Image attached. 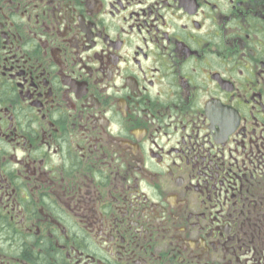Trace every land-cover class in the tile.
I'll list each match as a JSON object with an SVG mask.
<instances>
[{
	"label": "flooded vegetation",
	"instance_id": "obj_1",
	"mask_svg": "<svg viewBox=\"0 0 264 264\" xmlns=\"http://www.w3.org/2000/svg\"><path fill=\"white\" fill-rule=\"evenodd\" d=\"M0 264H264V0H0Z\"/></svg>",
	"mask_w": 264,
	"mask_h": 264
},
{
	"label": "trees",
	"instance_id": "obj_2",
	"mask_svg": "<svg viewBox=\"0 0 264 264\" xmlns=\"http://www.w3.org/2000/svg\"><path fill=\"white\" fill-rule=\"evenodd\" d=\"M257 221H259V220H257ZM254 225H260L258 222L256 223V224H254Z\"/></svg>",
	"mask_w": 264,
	"mask_h": 264
}]
</instances>
